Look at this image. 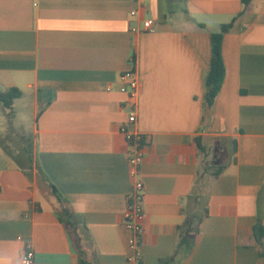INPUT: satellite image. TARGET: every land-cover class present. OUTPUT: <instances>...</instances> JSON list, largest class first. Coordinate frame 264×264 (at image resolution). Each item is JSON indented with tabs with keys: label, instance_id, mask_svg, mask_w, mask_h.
I'll return each instance as SVG.
<instances>
[{
	"label": "crops",
	"instance_id": "1",
	"mask_svg": "<svg viewBox=\"0 0 264 264\" xmlns=\"http://www.w3.org/2000/svg\"><path fill=\"white\" fill-rule=\"evenodd\" d=\"M243 10L241 0H0V90L23 93L12 108L0 103V264H22L27 242L37 264H79L82 249L94 264H130L123 215L134 180L119 90L130 69L142 83L136 129L146 136L141 264L174 254L198 180L208 214L189 256L167 264H264L254 238L264 198V0ZM234 20L208 107L212 34ZM18 122L30 123L33 142L16 154L4 138ZM25 148L69 201L76 230L36 167L26 173L16 160Z\"/></svg>",
	"mask_w": 264,
	"mask_h": 264
},
{
	"label": "trees",
	"instance_id": "2",
	"mask_svg": "<svg viewBox=\"0 0 264 264\" xmlns=\"http://www.w3.org/2000/svg\"><path fill=\"white\" fill-rule=\"evenodd\" d=\"M241 1L244 6V10L252 2V0ZM235 20H237V18ZM235 20L229 24L222 25L219 32L212 34V59L210 69L205 78V100L208 107H212L214 105L222 88L226 75V68L222 54L223 40L224 36L230 32L234 26ZM22 95V91L18 88H11L5 92L0 90V103H2L6 108H12L14 101L21 98ZM197 143L199 148L204 150L201 144V138H197ZM16 160L20 166L24 168L26 173H28V170H32L36 167L40 180L48 184L51 193L63 206L61 220L64 223H68L73 226L76 230L77 222L75 215L71 208L67 205L69 204V201L60 193L55 184L50 180L41 164H35L31 149L25 148L22 153L16 156ZM223 171V168H217L212 174L213 176L218 177ZM208 199L207 186L205 184H201V180H198L192 194L188 198V206L184 208L186 218L184 223L179 227L180 240L177 248L171 257L161 259L159 264L181 262L189 256L195 245L196 238L200 233V226L208 214ZM254 238L258 244L260 254L264 255V198L261 196L258 198V217L254 226ZM79 264H94L88 260L87 253L83 249L80 251ZM139 264H141V261Z\"/></svg>",
	"mask_w": 264,
	"mask_h": 264
},
{
	"label": "built area",
	"instance_id": "3",
	"mask_svg": "<svg viewBox=\"0 0 264 264\" xmlns=\"http://www.w3.org/2000/svg\"><path fill=\"white\" fill-rule=\"evenodd\" d=\"M131 15L135 16L136 12H132ZM155 25L156 22L154 19H147L144 22V30L152 32L155 30ZM119 78V90L127 96L125 107L128 109L127 122L121 127L120 131L125 136L129 145L128 159L130 174L134 180L133 190L127 198L123 224L129 233L128 262L130 264H139L142 257L141 245L145 233L146 221L144 210L146 190L140 178L146 136L136 129L142 83L135 69L122 72ZM22 264H37L35 250L30 242L25 244Z\"/></svg>",
	"mask_w": 264,
	"mask_h": 264
},
{
	"label": "rangeland",
	"instance_id": "4",
	"mask_svg": "<svg viewBox=\"0 0 264 264\" xmlns=\"http://www.w3.org/2000/svg\"><path fill=\"white\" fill-rule=\"evenodd\" d=\"M9 116L11 118L12 113H10ZM1 117H2V114H1V110H0V118ZM16 127H17V135L14 138H12L13 133L10 132L9 135L11 137L4 138V141L17 154V150L19 148H21V146L23 144H25V143H26L27 146H31L32 147V144L30 145V143H32L33 140H32L31 137H29V135H30V123L29 122H23V123L18 122L16 124ZM13 139L15 140L14 141L15 143L13 142ZM207 179L209 180V178H207ZM208 180H206V181L208 182Z\"/></svg>",
	"mask_w": 264,
	"mask_h": 264
}]
</instances>
